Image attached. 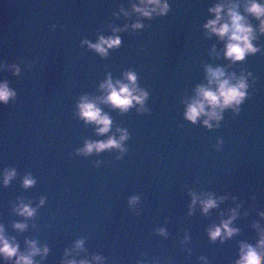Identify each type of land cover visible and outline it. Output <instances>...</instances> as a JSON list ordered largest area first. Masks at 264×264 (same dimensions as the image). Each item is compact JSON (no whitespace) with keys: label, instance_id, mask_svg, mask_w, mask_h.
<instances>
[{"label":"water","instance_id":"1","mask_svg":"<svg viewBox=\"0 0 264 264\" xmlns=\"http://www.w3.org/2000/svg\"><path fill=\"white\" fill-rule=\"evenodd\" d=\"M219 2L166 0L167 12L148 18L132 11L137 0H0V82L14 92L0 103V227L21 253L26 241L47 247L34 264H235L242 243L258 244L264 34L244 12L247 0H228L252 25L259 51L226 59L225 42L203 28ZM113 35L121 43L105 56L82 43ZM207 67L245 76L248 84L238 111L224 109L212 128L201 123L204 116L195 124L184 118L197 86L207 84ZM127 72L147 98L142 108L122 112L101 102L107 93L100 85L109 77L127 83ZM81 97L109 116L108 133L98 135L96 125L79 117ZM117 129L127 132L123 152L78 151L85 141L118 138ZM9 170L15 175L5 186ZM27 176L35 181L30 187L22 183ZM208 196L217 205L203 213L199 200ZM20 203L35 214L17 215ZM233 210L230 227L238 231L223 242L210 240L208 230ZM15 223L26 227L17 230Z\"/></svg>","mask_w":264,"mask_h":264},{"label":"clouds","instance_id":"2","mask_svg":"<svg viewBox=\"0 0 264 264\" xmlns=\"http://www.w3.org/2000/svg\"><path fill=\"white\" fill-rule=\"evenodd\" d=\"M238 5L230 3L228 0H221L214 6L208 9L212 18L208 19L203 28L208 35H215L218 39L224 41V57L232 62L242 61L246 55L254 54L259 49L252 43L256 39L254 29L248 23L246 16L238 11ZM133 12L138 13L143 17L150 18L153 14L164 15L168 10L166 0H137V3L131 5ZM123 12V9H121ZM244 12L251 15L258 20V31L264 34V0H247ZM127 15V13H124ZM133 28H141L140 23L132 25ZM117 31L116 29L113 30ZM90 49L95 50L101 56H105L109 49L118 47L121 43L119 36H100L95 43L83 41ZM18 71V69H17ZM207 84L199 85L195 89V97L186 104L184 118L195 124L197 120L204 116L201 123L206 128H212L213 124L210 121H219L221 113L226 108H232L233 111H238V106L243 102L247 93L248 84L246 77H234L231 74H226L220 68H206ZM250 75V74H249ZM127 83L120 80L113 82L109 77L101 85L107 94L102 98L103 103L110 104L113 108L119 109L122 112L127 111L134 104L143 107L144 101L147 98V93L137 88L136 76L133 72L125 73ZM14 96V92L8 87L6 82H0V103H7L8 100ZM78 115L85 123H92L96 125V132L98 135L108 133L111 127V120L107 114L102 113L95 101L89 100L87 97H81L77 104ZM120 132L118 138L108 136L103 141H85L82 149L78 151L87 155L93 151L99 153L107 149H119L124 151L122 142L127 139V132L117 129ZM15 175V170L6 171L3 174L2 182L6 186L9 180ZM35 181L27 176L23 180L24 187H30ZM136 197H133L130 203H135ZM197 196L192 194V205L197 203ZM43 200L40 204H43ZM201 211L207 213L209 209L216 207L217 201L211 196L206 199H200ZM191 207V205H190ZM17 215L30 218L35 214L36 209L27 204L20 203L15 209ZM235 210L227 220H222L218 226H213L208 230L209 239L215 241L217 238L221 242L226 238L232 237L238 229L230 227L235 218ZM264 216V213H261ZM13 227L17 230L23 231L26 227L24 223H15ZM163 234V229L160 230ZM28 251L21 253L19 245L14 239L5 236L4 230L0 227V264L10 261L15 257L13 264H34L33 257L41 255L43 258L47 254V247L38 248L35 241H26ZM82 241L76 242V248H79ZM69 253L66 251L65 256ZM99 260V257H94ZM62 264H88L87 261H76L74 259H67ZM235 264H264V231L261 232V239L257 245L245 244L240 245L239 259Z\"/></svg>","mask_w":264,"mask_h":264}]
</instances>
